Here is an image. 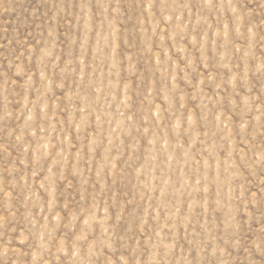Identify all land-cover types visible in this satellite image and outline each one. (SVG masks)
<instances>
[{
	"label": "rangeland",
	"instance_id": "374dc122",
	"mask_svg": "<svg viewBox=\"0 0 264 264\" xmlns=\"http://www.w3.org/2000/svg\"><path fill=\"white\" fill-rule=\"evenodd\" d=\"M0 264H264V0H0Z\"/></svg>",
	"mask_w": 264,
	"mask_h": 264
}]
</instances>
